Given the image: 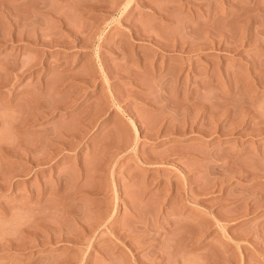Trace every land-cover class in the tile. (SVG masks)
Returning <instances> with one entry per match:
<instances>
[{
    "label": "rangeland",
    "instance_id": "374dc122",
    "mask_svg": "<svg viewBox=\"0 0 264 264\" xmlns=\"http://www.w3.org/2000/svg\"><path fill=\"white\" fill-rule=\"evenodd\" d=\"M0 264H264V0H0Z\"/></svg>",
    "mask_w": 264,
    "mask_h": 264
},
{
    "label": "bare ground",
    "instance_id": "6f19581e",
    "mask_svg": "<svg viewBox=\"0 0 264 264\" xmlns=\"http://www.w3.org/2000/svg\"><path fill=\"white\" fill-rule=\"evenodd\" d=\"M210 1H211V0H210ZM189 2H190V1H189ZM194 2H195V1H194ZM208 2H209V1H208ZM206 3H207V1H206ZM211 3H212V2H211ZM211 3H210V4H211ZM124 6H125V5H124ZM123 9L125 10L126 8L123 7ZM119 10H120V9H119ZM121 11H122V10H121ZM121 13H122V12H121ZM122 14H123V13H122ZM209 14H210V12H209ZM101 66H102V64H101ZM101 66H100V67H101ZM103 71H104V70H103ZM104 72H105V71H104ZM104 77H105V76H104ZM105 79H106V78H105ZM131 123H132V125L135 127V131L137 132V128H136L135 123L133 122V119H132V122H131ZM112 186H113V185H112Z\"/></svg>",
    "mask_w": 264,
    "mask_h": 264
}]
</instances>
